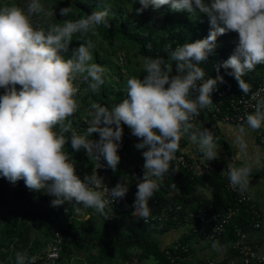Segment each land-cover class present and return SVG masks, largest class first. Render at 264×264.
I'll use <instances>...</instances> for the list:
<instances>
[{
  "label": "clouds",
  "instance_id": "1",
  "mask_svg": "<svg viewBox=\"0 0 264 264\" xmlns=\"http://www.w3.org/2000/svg\"><path fill=\"white\" fill-rule=\"evenodd\" d=\"M138 2L142 7L136 9L137 15L150 6L154 9L170 6L172 12L192 15L206 14L209 34L174 49L166 45L170 56L167 61L144 57L143 78L129 77L126 98L111 108L92 102L85 110L89 119L83 131L73 125V118L82 108L79 84L86 83L96 93L105 84L106 71L92 62L96 44L88 34L99 38L98 26L111 28L109 7L79 19L51 23L47 28L34 26L32 22L34 14H53L45 11L40 0H29L26 10L14 4L0 7V89L4 90L0 95V176L13 185L23 180L30 191H43L54 197L53 207L72 203L76 211L91 208L107 220L105 193H110L112 200L123 199L129 184L121 179L109 190L97 170L105 167L101 163L104 161L107 168L117 171L122 125H127L131 135L140 141L134 147L144 150L143 175L136 177L133 216L139 214L146 220L150 215L149 200L170 171L178 172L172 168V162L182 138L187 137L197 146L204 159H218L214 130L203 127L194 131L191 120L213 105L211 95L218 83H224L219 75L221 67L232 70L227 74L235 78L244 95L250 92V84L242 77L264 65V0ZM72 14V7L60 9L63 17ZM226 32L237 33L238 44L226 61L215 66L216 78L205 79L200 65L214 52L217 38ZM74 35L82 42L66 58ZM253 107L254 111L245 115L247 127L242 124L237 128L234 143L240 149L246 148L248 130L255 132L264 127V99L257 100ZM93 134H98L99 139L93 140ZM69 141L74 152L84 150L89 160L96 161L92 174L85 175L83 180L76 174L73 156L64 150ZM262 160L259 151L240 165L231 160L222 174L242 194L249 193L252 172L264 168ZM172 187L177 188L175 184ZM212 249L221 251L223 246L213 241ZM37 259L27 252L15 253V264H36Z\"/></svg>",
  "mask_w": 264,
  "mask_h": 264
},
{
  "label": "trees",
  "instance_id": "2",
  "mask_svg": "<svg viewBox=\"0 0 264 264\" xmlns=\"http://www.w3.org/2000/svg\"><path fill=\"white\" fill-rule=\"evenodd\" d=\"M110 0H77L76 5L79 9L86 14H91L95 10H103L105 6L109 7L110 13L115 10L112 7ZM153 12L151 19L144 18L139 24H132L127 28L124 21L120 22L118 28L115 29L116 33H122L128 40L130 48L137 56L144 57H161L166 61L170 59L169 51L165 50L166 45H172L174 49L178 45L185 42H195L206 38L209 34L210 23L206 14L197 12L196 14H189L187 12H172L170 6H163ZM124 17V13H120ZM162 19L159 20L157 18ZM109 20V17H108ZM49 24L39 25L38 27L47 28ZM126 27V28H125ZM103 26H98L101 30ZM238 34L235 32H226L224 35L219 36L216 41V48L213 53L208 57V60L200 66L204 70L205 76L215 79L218 75L215 66L222 64L234 52L238 44ZM150 45V47H149ZM128 61V60H127ZM130 63V59L128 64ZM175 74V62H172ZM128 67V66H127ZM119 65L120 75L123 73ZM231 69L220 68L219 75L223 77L224 83H218L222 87H231L235 94H243L239 89L238 82L235 78L227 73ZM145 75L144 70L137 74L138 78H143ZM264 76V65H258L254 71L246 73L242 77L246 83L250 84V92H252L258 85L259 81ZM86 89V95L80 96L79 100L83 106V112L86 106H90L92 102H100L111 108L115 100L111 99L114 91L110 85L105 82L101 89L93 93L88 89L87 84L83 85ZM19 89V86H18ZM4 93L0 89V95ZM83 115V114H82ZM81 123L73 118V125L77 126L78 131H83L82 117ZM123 137L131 135L128 132L130 129L127 125H122ZM98 137V134H93L92 138ZM122 137V138H123ZM69 152L74 158L77 157L78 162L82 160L79 158L85 154L84 150L74 152L71 148L70 141L64 149ZM73 158V159H74ZM79 158V159H78ZM172 168L178 169V172L168 174V179L162 183L161 188L156 191L149 201L150 215L146 220L141 219L139 214L131 216L127 219L124 226L113 225L108 219L103 216V223L101 227L94 228L91 238L86 240L84 236L76 234L80 222L74 218L73 225H68L67 222L73 218L74 212L71 209L72 203H67L62 206L53 207L49 197H42L49 202L36 203L30 196L28 191L24 189L21 182L15 185L9 184V188L15 193V198L19 206H13L10 210V219L3 225H0V264H15V253L17 251L27 252L29 256L35 255L38 257L36 264H42V255L38 253L44 248L47 243H44L41 238H36V234H44L46 241L52 239L50 229L53 225L59 223V228L65 237L64 250L58 261V264H72L77 254L83 249L91 250V247L98 248V254L90 262L92 264H114L116 256L123 259H131L133 255L131 251H137L140 260L154 258L158 264H171L165 251L162 250L157 242L152 238L154 233L164 234L173 228L184 225L182 220L184 213L190 211L191 203L196 195L197 188L203 186L205 183H210L213 186V199L211 201H203L202 205L213 204L216 208L221 210L226 209L232 203L231 195L225 189V183L222 175L217 171L212 176L203 178H193L190 173L183 170L179 166L172 165ZM177 180L180 181V188L183 192V197L177 203L171 202L168 194L172 190V185ZM4 182V178L0 181ZM8 186V185H7ZM127 195V194H126ZM1 196V194H0ZM2 197V196H1ZM2 201V199H1ZM178 207L181 209L178 211ZM198 207V208H199ZM191 209V211H195ZM116 214L121 216L131 213L116 211ZM162 219L160 220L159 218ZM240 227L244 231L248 230L251 225L249 217L245 212L241 216L234 218L225 228L222 235L216 237L215 240H221L224 243H229L237 239L236 228ZM196 236L206 237L207 233L211 231V226L206 224L196 223L195 226ZM186 240L180 241L183 244L187 243ZM235 251V249H233ZM190 252V250H189ZM189 252L184 254L182 258L186 259ZM237 254V251L236 253ZM185 261V260H184ZM176 264H184L179 260Z\"/></svg>",
  "mask_w": 264,
  "mask_h": 264
},
{
  "label": "built area",
  "instance_id": "3",
  "mask_svg": "<svg viewBox=\"0 0 264 264\" xmlns=\"http://www.w3.org/2000/svg\"><path fill=\"white\" fill-rule=\"evenodd\" d=\"M118 61L119 65L122 68V72L125 73V68L128 65L126 51L123 50L119 53ZM205 79H208V77L205 76ZM84 84L85 83L83 82L79 84L81 90L80 93L83 90ZM211 98L213 101V105L211 106V108L202 110L199 117H194L191 120V123H193L194 125V131L203 129L201 123L202 119L205 118H208L213 123L226 122L237 125L246 124L245 115L254 111L253 106L255 105L257 100L264 99V76L259 81L257 87L252 92H249L247 95L235 94L234 90L231 87H222L217 84V88L213 91ZM100 104L105 105L103 103ZM88 108L89 106L85 107L84 114L82 116V123L84 125V129H86L88 126L87 121L89 117H87L85 111ZM128 132L131 133L130 130ZM134 138L135 137L132 135L124 136L122 138L121 147L118 151V155L120 157L126 151L128 145ZM92 139L98 140L99 138L94 137ZM259 142L264 145V127L260 129ZM101 163L105 164V167L98 169L97 174L103 177V184L109 190H111L113 187H115L114 179L111 172L112 170L107 168L106 162L101 161ZM172 165L179 166L183 170L190 173L193 178H203L207 176H212L214 173L219 171L225 183V189L232 197V203L224 210L216 208L213 204H209L202 205L195 211H187L186 213H184L182 218L184 224H190L193 227L196 223L211 226V231L207 233L205 239L208 241H214L216 237L224 233L226 226L234 218L241 216L242 213L245 212L249 217L251 227L246 231H244L240 227L236 228L237 239L232 241V247L233 249H235V251H237V255L229 258L225 264H264V255L260 253L257 246L253 245L248 241L249 232L253 230H260L263 225V214L258 202L249 193L242 194L237 189V187L232 186L228 178L220 172L218 163L216 161H208L206 159H191L188 155L183 152L181 141L180 150L176 153V159L172 162ZM94 167H96V161L94 162ZM142 174L143 172L141 170H138L136 172L137 176H140ZM168 177L169 176L166 175L163 182L167 180ZM162 183L160 185V188L162 186ZM42 195L44 197H49L50 201L53 200L52 197L47 195L45 192H43ZM104 198L108 201L106 212H108L109 222L114 219L116 211H121L125 213H130L133 211V208L130 205L127 196H125L123 199L112 200L110 193H105ZM1 199L2 197L0 196V203ZM110 209L112 210V212L110 211ZM180 209L181 207H178L177 210L179 211ZM159 219L161 220L162 217ZM58 225L59 223L53 225L50 229L52 239L48 243L45 251L43 252L41 258L42 264H58V261L60 260V257L63 253L65 237L62 234ZM188 252L189 247L181 242H176L170 248L165 250V254L171 264H176L179 260L183 261L184 258H182V256L184 254H187ZM207 264L217 263H215L214 261H209Z\"/></svg>",
  "mask_w": 264,
  "mask_h": 264
},
{
  "label": "crops",
  "instance_id": "4",
  "mask_svg": "<svg viewBox=\"0 0 264 264\" xmlns=\"http://www.w3.org/2000/svg\"><path fill=\"white\" fill-rule=\"evenodd\" d=\"M202 128H208L210 130H214L215 133V140L218 144V159L214 160L218 163L220 172L222 173L228 162L233 161V163L240 165L242 164L245 159L253 158L257 151L261 154L262 157H264V145H262L259 142V132L255 131L252 132L249 131V134L245 138V149H240L238 145L234 143V138L237 134V128L239 125L237 124H230L226 122H218L213 123L208 118L202 119ZM245 127L246 124H244ZM140 142L136 137L130 142L128 147L133 143ZM182 143V150L183 152L188 155L193 160H201L204 159L202 154L198 151L197 146L193 145L190 140L187 137H184L181 139ZM128 149V148H127ZM138 151V159H140L141 162H144L142 152L144 150H136ZM82 157V160L78 162L77 157H73V162L76 164V174L81 178V180L84 179L85 175H90L92 173L94 162L95 160H92L93 162L88 164L86 162V159L88 158L86 154L80 155V159ZM78 158V159H79ZM133 161H137L135 158H132ZM264 162V160H262ZM138 170H141L143 172V168L139 167L136 170H134V174L136 177H142V175L137 176L136 172ZM112 172V176L114 179L115 186L118 182L121 181V179L125 182H128L129 184V191L127 193V197L129 199L130 205L132 206L135 200V193L137 191L136 187V180H128L127 176L125 175L124 170L121 167L117 168L116 172ZM1 181V179H0ZM5 182V181H4ZM177 186V188H173L171 192L168 194V198L171 202L177 203L181 197H183V192L180 188V181L177 180L175 183H173ZM251 190L249 194L258 202L259 207L263 214V225L260 230H253L249 232L248 235V241L252 243L253 245L257 246L260 253L264 255V168H258L254 169L251 176ZM24 189L28 191V196H30L36 203H44L46 201L43 199L39 192L30 191L25 185ZM41 193H43L41 191ZM52 197V196H51ZM54 199V197H53ZM213 199V186L210 183H205L203 186H200L197 188L196 195L193 198V202L191 203V206L189 207L191 209L198 208L199 205L203 201H211ZM16 200V199H15ZM46 202H49L47 200ZM45 202V203H46ZM44 203V204H45ZM7 206V205H3ZM15 206L12 205L9 209V214L11 216L10 210L11 208ZM133 208V207H132ZM72 211L74 212L73 218H70L67 222L68 225H73L74 218H77V220L80 222V226L77 229L76 234H80L84 236L86 240L91 238V235L94 232V228H98L102 226L103 223V216L99 215L94 212L93 209H83L81 207L80 211H76V208L71 206ZM106 211V209H105ZM135 209L133 208V211L130 212L131 215L127 216L124 215H117L115 213L114 219L111 221L113 225H119L124 226V224L127 222V219L131 216H133V212ZM137 215V214H136ZM195 229L190 224H184L177 228H173L170 231L159 234L154 233L152 235V238L157 242L159 247L162 250H166L170 248L173 244L176 242H180L182 240H188L186 245L189 247V256L183 260L184 264H207L209 261H214L217 264H225L227 260L233 256H236V251L233 250L232 242L224 243L220 239L214 240L219 241V244L223 246V250L221 251H215L212 249V243L213 241H208L202 236H196ZM36 238H41V240L44 243H47L44 248L38 253V256L43 255V252L45 251L48 243L50 240L46 241V237L44 234H36ZM98 254V248L96 246L91 247V250L83 249L77 256L75 257V260H78V258L86 257L87 259L95 257ZM131 254L133 257L131 259H123L120 256L119 257V263L117 264H141L145 260H140L137 251L133 250L131 251ZM149 260V259H146ZM87 261V262H86ZM83 262V264H91L90 260H86ZM80 263V262H79ZM158 264V262H157Z\"/></svg>",
  "mask_w": 264,
  "mask_h": 264
},
{
  "label": "rangeland",
  "instance_id": "5",
  "mask_svg": "<svg viewBox=\"0 0 264 264\" xmlns=\"http://www.w3.org/2000/svg\"><path fill=\"white\" fill-rule=\"evenodd\" d=\"M77 0H40L41 4L43 5L46 12L53 13L52 15H44L43 13L34 14L32 16V22L34 26H39L43 24H51V23H61L65 19H79L84 17V12L79 9L76 5ZM29 0H0V7L3 6H11L17 5L19 7L27 9V4ZM112 7L114 8L115 12L109 14V22L111 23V28L105 29L104 27L101 30H98L99 38L96 36H92L91 33L88 34V38L92 39L93 42L96 44V47L92 50L93 61L104 67L106 69L104 76L105 82L110 85V88L114 91V94L111 96V99L115 100L114 104L119 103L124 98H126L127 92V79L132 76H136L141 71H143V58L141 56H137L134 54V51L131 50L130 44H128V40L122 33H116L115 29L119 27L120 22L124 21L127 28H130L132 24H139L142 20V15L144 18L151 19L153 17V12L158 11L159 14L163 15L158 9H154L151 6L144 10L142 14L137 15L136 9L141 8L142 6L139 4L138 0H110ZM65 7H72L73 14L68 17H63L60 15V9ZM124 13V17H121L120 13ZM159 20L162 19L157 18ZM125 27V28H126ZM80 41L78 36H73V41L69 46V51L65 53L66 58H70L72 54V50L78 48L80 46ZM127 51V60L130 63L128 67L125 68V73H123L122 77L120 75L119 70V61L118 55L123 50ZM124 50V51H125ZM122 71V69H121ZM86 89H83L82 92L79 94L80 96L86 95ZM101 89V88H100ZM79 96V97H80ZM78 97V99H79ZM83 106L81 111L76 114L74 119L77 123H81L80 117L83 114ZM74 127L78 130L79 128L74 125ZM135 143L131 144L128 149L123 153L121 156V161L118 167H121L127 179L136 180V176L134 174V170L139 167L143 168L144 162H141L138 159V151L134 147ZM132 158H135L137 161H133ZM88 164L92 163V160L86 159ZM0 179H3L0 176ZM4 181L1 184L2 190H0V194L2 196V201L0 203V225H3L10 219L9 209L12 205L19 206L17 200H15L16 196L15 193L9 188V181L4 178ZM24 186V181H18ZM8 185V186H7ZM37 192V191H35ZM40 195H42L40 191ZM45 203V201H44ZM7 205V206H3ZM10 206V207H9ZM134 250V249H133ZM132 250V251H133ZM87 259L86 257L78 258V260L72 261V264H83ZM92 259H90L91 261ZM119 257L114 259V264L119 263ZM80 262V263H79ZM87 262V261H86ZM90 264V263H89ZM92 264V263H91ZM141 264H157L155 259H149L143 261Z\"/></svg>",
  "mask_w": 264,
  "mask_h": 264
}]
</instances>
